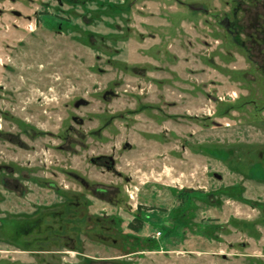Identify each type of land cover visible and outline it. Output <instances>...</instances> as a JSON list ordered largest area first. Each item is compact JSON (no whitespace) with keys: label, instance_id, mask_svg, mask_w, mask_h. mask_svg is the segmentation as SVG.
Here are the masks:
<instances>
[{"label":"rangeland","instance_id":"rangeland-1","mask_svg":"<svg viewBox=\"0 0 264 264\" xmlns=\"http://www.w3.org/2000/svg\"><path fill=\"white\" fill-rule=\"evenodd\" d=\"M0 264H264V0H0Z\"/></svg>","mask_w":264,"mask_h":264},{"label":"trees","instance_id":"trees-1","mask_svg":"<svg viewBox=\"0 0 264 264\" xmlns=\"http://www.w3.org/2000/svg\"><path fill=\"white\" fill-rule=\"evenodd\" d=\"M129 227L132 230L139 232L143 228V221L141 219L136 218L135 221L129 224Z\"/></svg>","mask_w":264,"mask_h":264}]
</instances>
